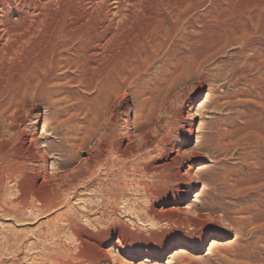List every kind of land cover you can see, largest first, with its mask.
<instances>
[{
    "label": "rangeland",
    "instance_id": "374dc122",
    "mask_svg": "<svg viewBox=\"0 0 264 264\" xmlns=\"http://www.w3.org/2000/svg\"><path fill=\"white\" fill-rule=\"evenodd\" d=\"M21 1L0 0V45L18 47L16 56L0 62V88L15 92L14 106L0 117V149L17 161L1 200L10 207L20 194L24 202L17 222L0 209V233H21L18 264H52L54 257L64 264H107L112 256L117 264H264V179L250 168L251 156L264 151V30L241 41L237 32L218 26L264 0H215L213 6L207 0H99L103 9L122 1L129 14L126 21L116 16L105 31L98 57L49 50V34L74 27L75 0L45 8V29L38 34L30 27L39 0ZM167 9H178L177 18H166ZM21 13H28L27 23ZM30 135L40 137L32 160L24 150ZM103 135L127 157L107 151ZM102 151L103 165L86 163ZM190 165L192 175L185 177ZM91 170L85 190L79 180L69 193L60 190L72 176ZM46 174L50 184L41 185ZM177 190L191 194L183 214L164 212L178 204ZM53 191L57 205L40 212ZM200 205L225 208L233 217L224 220L218 211L224 231L204 247L197 235L213 222L196 208L205 218L198 222L194 206ZM245 213L251 223L243 220ZM66 217L75 222L73 229ZM2 252V264H11V250Z\"/></svg>",
    "mask_w": 264,
    "mask_h": 264
},
{
    "label": "bare ground",
    "instance_id": "6f19581e",
    "mask_svg": "<svg viewBox=\"0 0 264 264\" xmlns=\"http://www.w3.org/2000/svg\"><path fill=\"white\" fill-rule=\"evenodd\" d=\"M23 1V0H22ZM21 1V2H22ZM35 1V0H34ZM55 0H39L38 1V8H37V11H38V15L35 17V22L33 23V20H32V25L30 27L31 29V32L34 31L36 32L37 34L41 31L42 28L45 29V27H43V20L42 18L45 16L46 12H45V8L51 6V4L54 2ZM58 1V0H57ZM62 1V0H61ZM66 1V0H65ZM74 1V0H73ZM78 7L76 10H74L75 12L73 13L72 15V24L74 25L71 26L70 28H66V23H68L67 19H65L63 17L62 19V24L66 27H62L59 26L60 28L57 29V30H54L51 34H49V43L47 42V45L49 44V47L51 50L52 53H55V52H58L59 50H64L65 52H85V53H89V55L91 56H95V57H98L100 56V54L102 52H100V49H101V44L102 43V40H103V34L105 35V31H108L109 28H111L112 26H114L115 24V20H116V16H118L120 18V20H125V17L128 16L129 14V8H124V5L122 4V1H118V3L116 4V6H109L105 9H103L102 5H104L103 2H100L99 0H75ZM74 1V2H75ZM125 0H123L124 2ZM134 1V0H133ZM203 1V0H202ZM218 1V0H217ZM228 1V0H226ZM232 1V0H231ZM59 2V1H58ZM57 2V3H58ZM63 2V1H62ZM86 2H89V4L87 5ZM127 4L129 2L132 3L131 0H126L125 1ZM124 2V3H125ZM225 2V1H224ZM223 2V3H224ZM116 3V2H115ZM207 3L210 5V6H213L214 3H215V0H207ZM206 3V4H207ZM227 3V2H225ZM224 3V4H225ZM259 3V2H258ZM61 4V3H60ZM68 4V3H67ZM29 5V4H28ZM36 5V4H35ZM59 5V4H58ZM107 5H108V2H107ZM131 5V4H130ZM208 5V6H209ZM57 6V5H56ZM63 6V5H62ZM253 6V5H252ZM33 7V5H32ZM60 7V6H59ZM66 7V6H65ZM70 7V6H69ZM130 7V6H129ZM53 8V6H52ZM212 8V7H211ZM214 8V7H213ZM36 9V8H35ZM56 9V8H54ZM57 9H60V8H57ZM56 9V10H57ZM63 9V8H62ZM69 9V8H68ZM132 9V8H131ZM250 9V8H249ZM31 10V9H30ZM34 10V9H33ZM49 10H51L49 8ZM65 10V9H64ZM138 10V9H137ZM174 11L171 10H164V16L166 18H177L178 16V9H173ZM29 11V10H28ZM52 11V10H51ZM72 11V10H71ZM70 11V12H71ZM139 11V10H138ZM34 12V11H33ZM50 12V11H49ZM53 12V11H52ZM62 12V11H61ZM69 12V11H68ZM69 12V13H70ZM132 12V11H131ZM242 12V11H241ZM54 13V12H53ZM68 13V14H69ZM140 13V12H139ZM72 14V12H71ZM134 14V13H133ZM239 15L235 16V17H229V18H226V19H222L220 25H218L220 27V31L221 32H237L236 34H239V36L241 37V41H245L249 36L253 35V33H256V32H259V31H262L264 30V5L261 6H256L250 10L247 9V11L245 12H242L240 14V12L238 13ZM22 19L21 20H26V17L28 16V13H21L20 14ZM65 15V14H63ZM131 16V15H130ZM20 17V18H21ZM34 17V16H33ZM52 17V16H51ZM56 17V15H55ZM61 17V16H60ZM30 18V17H29ZM54 18V16H53ZM59 18V17H58ZM133 18V17H132ZM5 19V18H4ZM28 19V18H27ZM61 19V18H60ZM71 19V18H70ZM157 19V18H156ZM1 20V19H0ZM29 20V19H28ZM27 20V21H28ZM45 20V19H44ZM47 20V19H46ZM119 20V21H120ZM129 20V19H127ZM6 21V19L4 20ZM8 21V20H7ZM49 21H51L49 19ZM47 20V22H49ZM126 21V20H125ZM132 21V20H131ZM31 22V21H30ZM27 23V22H25ZM29 23V22H28ZM55 23V22H54ZM118 23V22H117ZM126 23V22H125ZM125 23H123L125 25ZM9 24V23H8ZM30 24V23H29ZM28 24V25H29ZM45 24V23H44ZM61 24V25H62ZM71 24V25H72ZM122 24V25H123ZM22 25V24H21ZM53 25V24H52ZM59 25V24H58ZM6 26V25H5ZM24 26V24H23ZM3 23L2 21H0V40L3 38V34H4V29H3ZM26 27V26H25ZM51 27V26H50ZM57 27V26H56ZM118 27V26H117ZM9 28V27H8ZM7 28V29H8ZM12 28V27H11ZM23 28V27H22ZM48 28V27H47ZM116 28V27H114ZM122 28V27H121ZM237 28H240L239 30H237ZM118 29V28H117ZM14 30V29H13ZM11 30L10 28L8 29V32L10 33H14V31ZM43 30V29H42ZM47 30V29H46ZM49 30V29H48ZM53 30V28H52ZM110 30V29H109ZM119 30V29H118ZM19 31V30H17ZM24 31V29H23ZM26 31V30H25ZM112 31V30H111ZM114 32V31H113ZM116 32V31H115ZM120 32V31H119ZM16 33V31H15ZM43 33V31H42ZM47 31L44 33L46 34ZM107 33V32H106ZM110 34V32H108ZM29 34V33H28ZM113 34V33H112ZM260 34V33H259ZM262 34V33H261ZM25 36V34H23ZM32 35V34H31ZM108 35V34H106ZM116 35V34H115ZM258 35V34H257ZM22 36V35H21ZM20 36V38H21ZM42 36V35H41ZM45 36V35H44ZM48 36V35H47ZM15 37V36H14ZM18 37V36H17ZM40 37V36H39ZM110 37V36H109ZM252 37V36H251ZM261 37V36H260ZM16 38V37H15ZM38 38V36H37ZM108 38V36H107ZM5 39V38H4ZM42 39V38H41ZM16 40V39H15ZM21 40H23V37L22 39H18L17 38V42H16V45L20 44L21 43ZM33 40H36V39H33ZM38 40V39H37ZM5 41V40H4ZM11 41V40H10ZM107 40H105L106 42ZM3 43V42H2ZM104 43V42H103ZM106 44V43H104ZM2 45V44H1ZM0 45V62H2L3 60L7 61V58L9 56H16L17 54V49L18 47H15L13 48H9V49H6L4 47H2ZM8 45V44H7ZM105 46V45H104ZM103 47V46H102ZM106 48V47H105ZM21 49V48H20ZM47 49V47H46ZM109 51H110V48H108ZM104 51V50H103ZM107 51V50H106ZM105 51V52H106ZM112 51V50H111ZM21 52V51H20ZM60 52V51H59ZM43 53V52H42ZM62 53V52H61ZM64 53V52H63ZM77 53V54H78ZM109 53V52H107ZM111 53V52H110ZM109 53V54H110ZM74 55V53H72ZM81 54V53H80ZM103 54V53H102ZM105 54V53H104ZM51 55V54H50ZM49 55V56H50ZM64 55V54H63ZM70 56L74 57L73 55L69 54ZM106 55V54H105ZM56 56V55H55ZM68 56V55H67ZM78 56V55H77ZM81 56V55H80ZM108 56V55H106ZM51 57V56H50ZM49 57V58H50ZM58 57V55H57ZM61 57V56H60ZM82 57V56H81ZM85 57V56H84ZM11 58V57H9ZM55 58V57H54ZM77 58V57H76ZM87 58V57H86ZM13 59V58H12ZM11 59V60H12ZM52 60V58H50ZM78 59V58H77ZM264 59V58H263ZM57 60V58H56ZM99 60V59H98ZM97 60V61H98ZM43 61V60H42ZM93 61V60H91ZM112 61H110L111 63ZM40 63V62H39ZM34 64V63H33ZM50 65V63H48ZM92 64V63H91ZM116 64V63H115ZM198 64V63H197ZM30 65V64H29ZM28 65V66H29ZM94 65V64H92ZM91 67H95V66H92ZM96 65V64H95ZM105 65V64H104ZM109 65V64H107ZM112 65V64H111ZM203 65V64H202ZM48 66V65H47ZM58 66V65H57ZM113 66V65H112ZM40 67V66H39ZM116 67V66H115ZM120 67V65H119ZM1 68V66H0ZM31 68V67H30ZM29 68V69H30ZM33 68V67H32ZM49 68V67H48ZM100 68V67H98ZM103 68H105L103 66ZM110 68V67H109ZM118 68V67H117ZM108 69V68H107ZM122 69V68H121ZM96 70V68H95ZM104 71V69H101ZM111 70V69H110ZM109 70V71H110ZM120 69H118V72H119ZM55 71V70H54ZM105 72V71H104ZM113 72V71H111ZM116 72V71H115ZM117 72V73H118ZM100 73V71L98 72ZM102 73V72H101ZM109 73V72H108ZM23 74V73H22ZM107 74V73H106ZM102 75V74H101ZM114 75H116L114 73ZM125 75V74H124ZM26 76V75H25ZM111 76V75H110ZM113 76V74H112ZM100 77V76H99ZM103 77V76H101ZM116 77V76H114ZM125 77V76H124ZM21 78H22V75H21ZM20 78V79H21ZM25 78V77H24ZM24 78L22 80H24ZM119 78V77H118ZM130 78V77H129ZM132 78V77H131ZM102 79V78H100ZM117 79V78H116ZM127 79V78H126ZM106 80V78H105ZM108 80V79H107ZM112 80V79H111ZM115 80V79H114ZM119 80V79H118ZM132 80V79H131ZM109 81V80H108ZM124 81V79H123ZM17 82V81H16ZM106 82V81H105ZM122 82V81H121ZM130 82V81H129ZM11 83V82H10ZM18 83V82H17ZM127 83V82H126ZM13 84V83H11ZM15 84V83H14ZM10 85V84H9ZM22 86V85H21ZM8 87H11V86H8ZM11 88H15V87H11ZM22 88V87H21ZM19 89V88H18ZM19 91V90H18ZM14 91L9 89V88H0V117H2V119H4V116L8 115V111L10 112V109L13 105V101H14ZM22 95V94H21ZM198 97V96H197ZM196 97V98H197ZM196 98L194 99V101L196 100ZM8 100V103L6 102ZM16 101V100H15ZM6 102V103H5ZM15 103V102H14ZM10 115V114H9ZM5 116V117H6ZM128 123V120H125L124 121V124H127ZM39 125V120H38V117L35 115L34 117V122L32 124V126H37ZM3 131L4 132H7L9 131L10 127L6 128L5 126H3ZM258 134V133H257ZM264 134V133H263ZM108 138L107 135H103L101 137L102 140H105V149L110 150L109 152H113L114 154L116 155H119V157L121 158H126L127 155L125 154V150H118L114 147V144L110 143L108 144L109 141H113L112 137L108 139V141L106 140ZM133 138V137H132ZM131 137L127 136V141L128 142H131L132 140ZM258 138V136H257ZM40 137H37L36 135H30L29 138H28V142L25 141V144H27L25 146V151H27L29 154L27 155V158L29 159H36V150L34 148V144L37 143L39 141ZM261 139V138H260ZM115 140V138H114ZM116 141V140H115ZM126 141V142H127ZM2 140L0 139V147L2 145ZM115 143V142H114ZM116 146H117V143H115ZM119 147V146H118ZM129 147V146H128ZM256 148V147H255ZM3 150L0 149V209H1V212L4 216L6 217H9L11 219H13L14 221H18L19 217V213L21 211V208L24 207V202L20 199L21 196L20 194H17L14 196V199L12 201V205L10 207H7L3 201L1 199H3V188L5 187V184L7 183V181H12L15 177V174H16V164H17V161H15L14 159H8L4 156V154L2 153ZM105 152L102 151L101 153L99 154H95V160L92 161V157L90 158L87 157V160H86V163L90 164L92 163V168H96L98 166H101L103 165V163L105 162V156H104ZM250 155V154H249ZM252 155V154H251ZM38 158V157H37ZM39 159V158H38ZM45 159V157L43 158V160ZM41 160V159H40ZM175 160H173L172 162H174ZM251 167L254 168V170L258 171L259 173H262V176H263V179H264V151L263 150H259V151H256L254 153V155L251 156ZM87 164V165H88ZM194 165H190V166H187L185 167L184 169V176L187 177V176H191L192 175V168H193ZM97 169V168H96ZM252 171V169H251ZM93 171H89L88 173L86 174H83V175H74L72 176V180H71V183L69 184H65V185H61L60 187V190L62 192H66V193H69L68 191L70 190V187H73L74 186V181H77L79 180L82 184H81V188H83L85 190V188L90 185L88 179H90L93 175ZM182 174V175H183ZM254 174V172H253ZM184 176H180L181 178H183ZM258 177V176H256ZM51 177L48 176L47 174L42 176L41 177V185H47V183H49L51 181ZM260 181V180H259ZM87 182V183H86ZM16 184V183H14ZM50 184V183H49ZM18 186V184L16 185ZM17 188V187H15ZM79 188V187H78ZM58 191V190H57ZM75 195V194H73ZM179 195H185L184 198H180ZM191 194L187 191H175V194L173 195V201L174 202H177L178 204L177 205H173V204H169L167 205L165 208H164V212H168V213H171V212H174V213H177V214H183V211H184V207H183V204L185 203V201L187 200L188 197H190ZM35 199H39L38 197H34ZM50 199H53L51 200L50 202L48 203H43L41 208H40V212L41 211H47L49 208L51 207H55L57 205V199L59 200V194L57 192H54L53 191V194L51 196ZM260 202V201H259ZM10 203V202H9ZM174 207H172V206ZM9 206V205H8ZM171 206V207H169ZM196 208H199V210L201 212H207V217H209L210 220H212L213 224L212 225H209V226H206L204 227L203 231L197 235V241L202 245V247H204L205 245L208 244L209 241L215 243V241H217V238L219 237V234L222 233L224 231V228L222 227L223 225H219L218 221H219V218L216 217L218 211H220V209H222L221 211H223V218L224 220H232L233 217H232V214L225 208H220V207H210V208H206V207H203V205H200V207H197V206H194V209L196 210L195 212L197 213V215L200 217V219H197L198 222L199 220L201 219H205L203 215V213H199L197 212V209ZM22 213V212H21ZM246 216H242L243 217V220L245 221H248V223L250 222V219L251 217L248 216V213H245ZM250 215V214H249ZM196 220V219H194ZM238 220V219H237ZM64 221L67 223V225L73 229L76 224L75 222L70 218V217H66L64 218ZM223 221V220H222ZM197 222V221H196ZM197 222V223H198ZM201 222V221H200ZM233 223L230 224V226L228 225H225V226H228L229 228H232L233 229V225L235 224L236 226V222L235 221H232ZM188 223V222H187ZM189 223L190 225H195V222H193L192 220H189ZM203 224V222H201ZM251 223V222H250ZM65 224V223H64ZM182 224V223H181ZM200 224V223H198ZM198 224L195 225L198 227ZM205 224V223H204ZM241 225V224H240ZM244 225V224H243ZM246 225V224H245ZM244 225V226H245ZM201 226V224L199 225ZM248 226V224H247ZM239 227V226H237ZM194 228V227H193ZM196 228V227H195ZM240 228V227H239ZM69 230V229H68ZM243 230V229H242ZM237 231V230H236ZM235 232V231H234ZM244 232H245V229H244ZM247 232V230H246ZM74 233V232H73ZM75 234V233H74ZM237 234V233H236ZM242 234V233H241ZM244 235V234H242ZM79 236V235H78ZM236 237V236H235ZM250 238V237H249ZM0 264H2V262L4 261H1V256L4 255L3 252H2V249L5 250L6 252H10L11 255H13V260L11 261V264H18L19 262V256L21 255L22 253V245H21V233L20 232H8V233H3L1 234L0 233ZM238 240V239H236ZM119 245V242H116L115 246ZM177 251V250H175ZM212 252V250H210ZM167 251L164 252V254H166ZM176 253L178 252H175V255ZM233 256V255H232ZM12 258V257H11ZM109 258V257H108ZM10 259V258H9ZM8 259V260H9ZM7 261V260H6ZM32 262H35L34 260H31ZM68 261V260H67ZM107 264H117L119 262L116 261V258L114 256H112L109 259H107ZM52 264H64V262L62 260H60L59 258H56L54 257L52 259Z\"/></svg>",
    "mask_w": 264,
    "mask_h": 264
}]
</instances>
